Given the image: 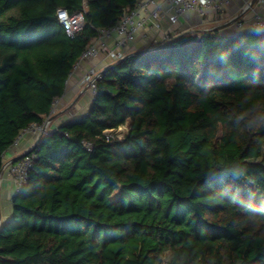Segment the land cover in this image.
<instances>
[{"label":"trees","instance_id":"16d2710c","mask_svg":"<svg viewBox=\"0 0 264 264\" xmlns=\"http://www.w3.org/2000/svg\"><path fill=\"white\" fill-rule=\"evenodd\" d=\"M136 2L0 0V170ZM59 8L84 12L74 37ZM165 42L106 69L88 108L27 153L0 264H264V30Z\"/></svg>","mask_w":264,"mask_h":264},{"label":"built area","instance_id":"2783aa9c","mask_svg":"<svg viewBox=\"0 0 264 264\" xmlns=\"http://www.w3.org/2000/svg\"><path fill=\"white\" fill-rule=\"evenodd\" d=\"M264 0H257V3H263ZM231 0H137L135 6L126 12L123 19L116 25L108 28H100L99 34L95 37L90 45L83 51L77 64L84 60L92 59L101 54L111 63H116L122 60L127 54L133 53L130 50V45L138 39L140 34L142 39L147 40L150 37V45L155 46L170 39L172 34L170 31L162 30V18L166 15L172 24H177L181 21V17L187 13L193 12L205 16L209 12L216 14L223 11L230 5ZM250 6L248 2L244 9ZM253 6L249 10H252ZM248 10V11H249ZM236 24L242 27L244 19L238 15ZM57 18L62 24L67 34L74 37L82 31L85 25V14L83 11L70 14L65 8L57 10ZM249 28L255 30H264V13L260 11H252ZM152 31L161 32L162 35L153 36ZM161 36V37H160ZM108 40H113V44H109ZM99 78L97 67H92L87 70L82 78V85L87 86L94 94L96 90V81ZM62 98H58L53 103L51 113L48 119L42 124H32L25 129L21 134L34 132L39 136L41 133H50L56 126L52 125L49 118L53 116L59 109L58 105ZM32 158L24 156L16 162H6L4 168H7L8 175L14 181L16 191L23 185L27 179L28 170L31 166ZM2 223V214L0 210V226Z\"/></svg>","mask_w":264,"mask_h":264},{"label":"crops","instance_id":"0c3cea01","mask_svg":"<svg viewBox=\"0 0 264 264\" xmlns=\"http://www.w3.org/2000/svg\"><path fill=\"white\" fill-rule=\"evenodd\" d=\"M161 2L163 0H157ZM251 0H231L230 5L223 11V13L216 14L213 12L207 13L205 16H202L198 13H187L181 17V21L177 24H172L166 15L162 18V30L170 31L172 35H178L181 32L188 30H203L216 27L218 25L224 24L231 19L235 18L238 15H241V19H244L242 27L238 26L235 23L227 25L221 31L226 34L239 32L243 28H247L250 20L252 11H260L264 13V2L255 3L252 10L243 13L245 5ZM152 37L157 35H162L161 32L152 31ZM161 37V36H160ZM113 40H108V43L113 44ZM150 45V37L145 40L142 38L137 39L129 47L130 50H138L145 48ZM111 63L110 59H106L103 54L92 59L82 61L79 66L74 69L71 73L69 80L67 82V87L64 96H62V106L55 113L56 116L52 121L53 126H57L63 121H66L78 114L84 112L92 100V92L89 88H86L85 85H82V78L87 69L93 65L102 70ZM72 103V107L68 109L69 105ZM68 109V110H67ZM54 114V115H55ZM37 140L36 133L27 132L23 135L21 134L19 140L6 152L5 162H11L17 156L26 152L31 148ZM16 189L14 181L8 175L7 168L3 167V170L0 175V210L3 215V207L1 204V195L7 196L14 194ZM7 215V214H6ZM7 217L2 218L5 220Z\"/></svg>","mask_w":264,"mask_h":264},{"label":"water","instance_id":"95a60500","mask_svg":"<svg viewBox=\"0 0 264 264\" xmlns=\"http://www.w3.org/2000/svg\"><path fill=\"white\" fill-rule=\"evenodd\" d=\"M256 1H257V0H251V1H250V6H248V7L245 9V11L247 12V11L250 9V7L253 6V5L256 3ZM238 17H239V16H236L235 18L231 19L230 21H228V22H226V23H224V24L218 25V26H216V27L210 28V29H213V30H222V29H223L224 27H226L227 25H230V24L234 23V22L238 19ZM195 31H202V30H188V31L183 32V34H187V33H190V32H195ZM164 43H166V42H163V43L157 44V45H155V46H147V47H145V48L138 49V50H136V51L133 52V53L143 52V51H146V50H154V49L159 48V47H161L162 45H164ZM116 63H117V62H116ZM116 63L110 64L109 66H107V67H105L103 70H101V71L99 72V76H100L103 72H105L106 69H108V68L111 67L112 65H115ZM55 116H56V114H55L54 116L50 117V118H49V121L52 122V121L54 120ZM42 136H43V133H41V134L38 136L36 142L34 143V145H33L31 148H29V149H28L26 152H24L23 154L17 156L14 160H12V162H15V161L19 160L20 158L26 156L27 153H28L30 150H32L33 148H35V147L38 145V143H39L40 139L42 138ZM2 169H3V168H2ZM2 169L0 170V174H1V172H2Z\"/></svg>","mask_w":264,"mask_h":264},{"label":"rangeland","instance_id":"374dc122","mask_svg":"<svg viewBox=\"0 0 264 264\" xmlns=\"http://www.w3.org/2000/svg\"><path fill=\"white\" fill-rule=\"evenodd\" d=\"M139 37H141L140 36V34L138 35V39H139ZM92 67H95V65H93V66H91V67H89V68H92ZM107 67V66H106ZM89 68L87 69V70H89ZM104 69V68H103ZM102 69V70H103ZM97 70H98V73L101 71L99 68H97ZM87 88V87H86ZM92 97H93V93H92ZM61 103H62V101H61ZM59 104L58 105V107H62V106H65V105H62V104ZM73 105H72V103L69 105V107H68V109L69 108H71ZM67 109V110H68ZM128 131V125L126 124V125H123V126H121L120 128H118L116 131H115V133L118 135V136H122L123 134H125L126 132ZM32 133H34V132H32ZM37 135V134H36ZM37 138H38V136H37ZM6 164V162H4V165ZM1 198H2V200H1V204H2V207H3V215H2V218H5V217H7V215L9 214H11V211H12V203H11V198H12V195H11V197L9 196V195H7L6 197L5 196H3V195H1ZM7 214V215H6ZM167 263V258H165V262H164V264H166Z\"/></svg>","mask_w":264,"mask_h":264},{"label":"clouds","instance_id":"9594fccd","mask_svg":"<svg viewBox=\"0 0 264 264\" xmlns=\"http://www.w3.org/2000/svg\"><path fill=\"white\" fill-rule=\"evenodd\" d=\"M256 2H257V1H256ZM253 7H254V5H253ZM249 11H250V10H249ZM247 12H248V11H247ZM234 23H235V22H234ZM135 51H136V50H135ZM135 51H133V52H135ZM110 64H113V63H110ZM110 64H109V65H110ZM109 65H108V66H109ZM86 87H87V86H86ZM87 88H88V87H87ZM53 116H54V115H53ZM51 117H52V116H51ZM20 159H21V158H20ZM17 161H18V160H17ZM11 162H12V161H11ZM15 162H16V161H15ZM3 167H4V165H3ZM3 167H2V168H3ZM2 170H3V169H2ZM0 175H1V174H0ZM15 190H16V189H15ZM2 221H3V219H2Z\"/></svg>","mask_w":264,"mask_h":264}]
</instances>
